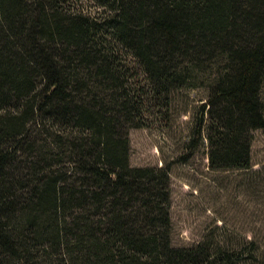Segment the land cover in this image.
I'll list each match as a JSON object with an SVG mask.
<instances>
[{"label": "trees", "instance_id": "obj_1", "mask_svg": "<svg viewBox=\"0 0 264 264\" xmlns=\"http://www.w3.org/2000/svg\"><path fill=\"white\" fill-rule=\"evenodd\" d=\"M88 1L0 0V264L224 263L171 243L169 170L129 164L128 128L205 77L190 146L250 169L264 0ZM251 172L264 181V163Z\"/></svg>", "mask_w": 264, "mask_h": 264}, {"label": "rangeland", "instance_id": "obj_2", "mask_svg": "<svg viewBox=\"0 0 264 264\" xmlns=\"http://www.w3.org/2000/svg\"><path fill=\"white\" fill-rule=\"evenodd\" d=\"M63 2L89 13L100 8L88 0ZM207 82L205 77L186 81L171 91L168 107L147 114V125L128 128V162L168 168L173 245L203 241L227 250L221 264H264V181L251 172L264 163V127L251 131L250 169L208 166L206 138L190 146Z\"/></svg>", "mask_w": 264, "mask_h": 264}]
</instances>
